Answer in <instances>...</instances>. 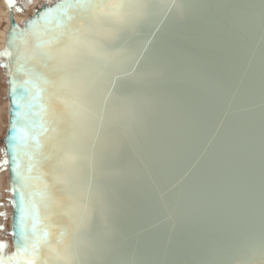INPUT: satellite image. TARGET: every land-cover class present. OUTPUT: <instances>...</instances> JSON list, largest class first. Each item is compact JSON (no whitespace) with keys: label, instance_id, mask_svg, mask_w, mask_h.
Wrapping results in <instances>:
<instances>
[{"label":"water","instance_id":"water-1","mask_svg":"<svg viewBox=\"0 0 264 264\" xmlns=\"http://www.w3.org/2000/svg\"><path fill=\"white\" fill-rule=\"evenodd\" d=\"M60 2L43 1L20 21L9 7L3 53L13 26L24 30ZM175 3L182 14L172 9L158 15L140 38L147 52L133 115L103 166L109 246L90 256L89 264H230L258 253L264 233V3ZM12 51L11 58L2 54L11 256L21 240L22 190L27 198L15 171L18 164L26 170L27 158L15 160L8 144L17 111ZM22 79L17 73L18 83ZM44 151H50L46 138ZM24 222L31 227L30 217ZM58 235L52 229L53 244ZM49 255L42 248L37 264Z\"/></svg>","mask_w":264,"mask_h":264},{"label":"snow or ice","instance_id":"snow-or-ice-1","mask_svg":"<svg viewBox=\"0 0 264 264\" xmlns=\"http://www.w3.org/2000/svg\"><path fill=\"white\" fill-rule=\"evenodd\" d=\"M172 9L182 14L175 0H61L24 30L13 26L3 53L11 58L15 47L11 84L17 111L8 144L15 160L27 158L26 170L19 164L15 170L27 198L22 190L17 251L0 256V264H37L45 247L50 255L43 264H89L90 256L107 250L103 166L133 115L138 69L147 52L143 31ZM17 73L23 77L19 83ZM52 229L59 230L55 244ZM230 264H264V233L258 253Z\"/></svg>","mask_w":264,"mask_h":264},{"label":"rangeland","instance_id":"rangeland-1","mask_svg":"<svg viewBox=\"0 0 264 264\" xmlns=\"http://www.w3.org/2000/svg\"><path fill=\"white\" fill-rule=\"evenodd\" d=\"M4 1L5 0H0ZM43 1L39 0V4ZM18 9L21 17H27L33 13V10L39 5H35L31 10L22 8L24 0H17ZM20 3V4H19ZM6 11V7L4 8ZM7 20L1 24V29H4ZM0 29V30H1ZM2 54L3 49H0V176L4 179L0 182V244L8 246V256H11L10 232H9V218L11 215L10 195L8 189V173L5 169V155L2 147V139L7 127V100H6V85L4 81V71L2 68ZM0 256H2V249H0Z\"/></svg>","mask_w":264,"mask_h":264},{"label":"bare ground","instance_id":"bare-ground-1","mask_svg":"<svg viewBox=\"0 0 264 264\" xmlns=\"http://www.w3.org/2000/svg\"><path fill=\"white\" fill-rule=\"evenodd\" d=\"M42 1H51V0H42ZM20 4V3H19ZM39 4V0H24L22 8H26L31 10L35 5ZM18 3L17 0H14V10H15V15H16V20L20 21L24 17H21L20 12L18 10ZM3 7H6V11H4ZM8 13H9V5H8V0L0 1V29H1V24L3 21L7 20L8 23ZM8 25L6 24L4 29L0 30V49H3L4 51V37H5V31L7 30ZM4 179V177L0 176V182ZM9 188V187H8Z\"/></svg>","mask_w":264,"mask_h":264}]
</instances>
